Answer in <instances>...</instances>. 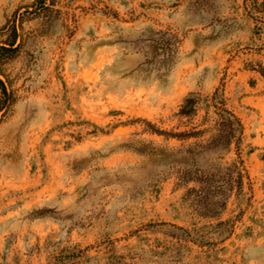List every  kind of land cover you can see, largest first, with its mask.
Returning a JSON list of instances; mask_svg holds the SVG:
<instances>
[{"label": "rangeland", "instance_id": "obj_1", "mask_svg": "<svg viewBox=\"0 0 264 264\" xmlns=\"http://www.w3.org/2000/svg\"><path fill=\"white\" fill-rule=\"evenodd\" d=\"M47 6L0 0V264H264V0Z\"/></svg>", "mask_w": 264, "mask_h": 264}, {"label": "trees", "instance_id": "obj_2", "mask_svg": "<svg viewBox=\"0 0 264 264\" xmlns=\"http://www.w3.org/2000/svg\"><path fill=\"white\" fill-rule=\"evenodd\" d=\"M49 0H36V3L41 6L42 8L48 9L47 2ZM4 29L10 30V40L7 43V46H0V61H3L7 58H10V55L12 53H16L18 49L20 48V43H18L20 39V34L17 29L16 24L13 25H6ZM0 82H2L0 80ZM3 85V82H2ZM4 90L6 91L4 85ZM217 93V92H216ZM216 98V95H214V99ZM196 106H197V97L194 94H190L184 101L180 114L182 116H191L196 113ZM219 110L221 113H219V116L221 118V121L219 123V128L216 129V133L211 137V139L207 142L208 150L210 152H217V154L222 155L224 152L229 150L233 145L239 146L242 142L243 134H244V124L242 120L238 117V115L228 109L227 107H221L218 105ZM195 134H199V131H194ZM175 134V133H173ZM190 134V133H188ZM187 134V135H188ZM174 136V135H172ZM181 138H183V135H180ZM195 135H190V137H194ZM179 137V135H178ZM191 151V150H190ZM195 157L194 163H197L198 156L205 153L204 150H192L190 152ZM190 160L184 161V164L186 165V168L189 170L188 173L192 175L193 172L191 170V166L189 165ZM234 170L237 173V177L239 179V184H243L244 179V167L241 160L235 163ZM199 171V170H198ZM194 178V177H192ZM200 180L206 181L205 179L201 178ZM217 180L216 175L214 173H210V176H208L207 181L208 184L213 183V181ZM220 186V184L218 185ZM225 207V203H221L220 209H223Z\"/></svg>", "mask_w": 264, "mask_h": 264}]
</instances>
